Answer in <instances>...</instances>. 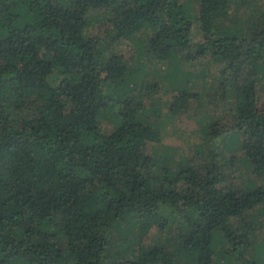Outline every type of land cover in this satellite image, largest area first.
<instances>
[{
  "label": "trees",
  "instance_id": "1",
  "mask_svg": "<svg viewBox=\"0 0 264 264\" xmlns=\"http://www.w3.org/2000/svg\"><path fill=\"white\" fill-rule=\"evenodd\" d=\"M249 2L0 0V264H264V0ZM188 65L215 73L221 113L159 162L165 119L201 108L205 90L174 84Z\"/></svg>",
  "mask_w": 264,
  "mask_h": 264
},
{
  "label": "rangeland",
  "instance_id": "2",
  "mask_svg": "<svg viewBox=\"0 0 264 264\" xmlns=\"http://www.w3.org/2000/svg\"><path fill=\"white\" fill-rule=\"evenodd\" d=\"M258 3V0H250L249 6H253ZM250 8H241V10H236L235 15L241 17H247L249 15ZM94 29V28H93ZM150 33V32H149ZM148 34L140 33L133 35L128 42L121 48L122 50L129 49L131 47H137V44L140 46H145ZM141 38V41L138 43L137 39ZM148 71L154 70L153 67L147 66ZM157 68L160 69L161 73L169 74L173 68V64L169 61L164 63H158ZM215 73L211 70L205 74L201 72V69L197 68L196 66H185L182 67L174 77V84L177 86H196V90L202 91L205 90L203 95V100H201V108L198 110L197 114H192L188 116H183L182 118L177 117H169L165 119L166 110L163 109L162 113L159 112L154 113V108L149 110L145 114L146 120H164L165 123L163 126L162 138L159 143H156L152 148L154 151L156 158L158 161L166 162L169 158L172 159L175 156V152L178 153H186V150L190 147L191 144L200 142L201 138L204 136L206 137V123L208 119H203L205 116H218L217 113H221V106L217 108L213 105V102L210 101L209 103L206 102L207 98H209L213 91L215 90L216 81H215ZM264 84V81H262ZM201 87V89H200ZM169 88V85L167 86ZM176 88V87H175ZM171 89V88H170ZM207 94V96H206ZM164 96L163 99H165ZM213 98V97H212ZM160 117V118H159ZM101 121V130L103 133H110L114 129V124L111 123L107 118L100 117ZM194 145V144H193ZM192 146V145H191ZM221 148V147H220ZM222 149V148H221ZM173 160V159H172ZM171 162V160L169 161ZM243 170V169H242ZM242 170H240V175L242 174V178H246L243 174ZM246 179L243 180V183H246ZM264 218V216L262 217ZM262 232L260 238H264V226H261L259 229Z\"/></svg>",
  "mask_w": 264,
  "mask_h": 264
}]
</instances>
